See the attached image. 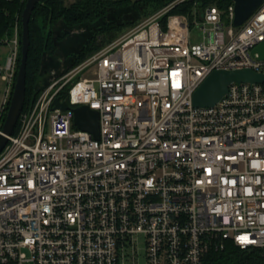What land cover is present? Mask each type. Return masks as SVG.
<instances>
[{
    "label": "built area",
    "instance_id": "obj_1",
    "mask_svg": "<svg viewBox=\"0 0 264 264\" xmlns=\"http://www.w3.org/2000/svg\"><path fill=\"white\" fill-rule=\"evenodd\" d=\"M51 79L0 150V264H203L227 241L264 264V80L230 82L212 106L192 94L214 69L264 73V0L238 26L234 4L169 13ZM200 23L203 40L191 42ZM0 131L17 71L10 37ZM67 88L69 107L52 108ZM99 114L94 138L72 107ZM246 238V239H244ZM143 254V259L140 258Z\"/></svg>",
    "mask_w": 264,
    "mask_h": 264
},
{
    "label": "trees",
    "instance_id": "obj_2",
    "mask_svg": "<svg viewBox=\"0 0 264 264\" xmlns=\"http://www.w3.org/2000/svg\"><path fill=\"white\" fill-rule=\"evenodd\" d=\"M173 0H40L30 14L28 21L29 45L25 66V99L22 111L29 108L38 91L48 82L41 85L42 67L44 60L53 54L67 30H71L82 24H92L104 19L110 7L131 6L138 11L144 8L158 10ZM194 2L200 6L216 4L219 8H225L231 0H183L172 6L161 17V24L165 27V19L169 13H188L192 18L191 10ZM25 0H0V39L10 37L14 27L17 26L19 36V48L21 43V12ZM133 22L117 23L104 21L101 26V34L88 39L71 61L70 68L88 57L91 53L101 48L99 38L104 35L102 44H107L115 36L116 31ZM60 26L64 35H54V28ZM20 52L18 51L17 65L19 64ZM41 85V86H40ZM61 97H67V88L59 91ZM18 121L13 130L16 132ZM262 255L258 249L240 250L227 241L221 250H210L203 264H262Z\"/></svg>",
    "mask_w": 264,
    "mask_h": 264
},
{
    "label": "water",
    "instance_id": "obj_3",
    "mask_svg": "<svg viewBox=\"0 0 264 264\" xmlns=\"http://www.w3.org/2000/svg\"><path fill=\"white\" fill-rule=\"evenodd\" d=\"M40 0H25L21 12V43L20 59L16 71L15 81L10 95V100L1 125L0 150L3 148L17 123L25 99V66L29 45L28 21L34 5ZM234 4L232 24L238 26L259 6L263 0H231ZM257 52L259 58H264V40L259 42L251 51ZM264 80V73L254 71L248 67L235 69H214L198 85L192 94L195 106L205 107L214 105L220 97L227 92L230 82H260ZM69 107L67 99L55 96L52 108L60 110ZM73 109V123L76 127L89 131L94 138L99 136V114L96 109L89 108L86 104H78Z\"/></svg>",
    "mask_w": 264,
    "mask_h": 264
},
{
    "label": "rangeland",
    "instance_id": "obj_4",
    "mask_svg": "<svg viewBox=\"0 0 264 264\" xmlns=\"http://www.w3.org/2000/svg\"><path fill=\"white\" fill-rule=\"evenodd\" d=\"M156 10L140 7L138 11L134 10L131 6L124 7H110L108 10L106 17L104 19L98 20L95 23L90 24H82L74 27L71 30H67L66 35H64L62 28L57 26L54 28V35H64V37L57 42V48L53 54L47 57L43 63L42 76L40 79L41 85L50 81L53 78L60 76L61 74L67 72L79 65L82 61L76 64L73 67H69L71 61L76 57L78 51L82 47V45L88 40L92 39L95 36L101 34V26L104 21H115L117 23H127L133 22V24L125 25L120 30L116 31V36L107 44L121 38L124 34L128 33L131 29L136 27L141 22L149 19ZM203 31L200 23H193L190 25V41L191 42H199L203 40ZM104 35L99 38L100 47H104L107 44H102ZM9 44L0 45V66L3 67L5 65V60L7 53L9 51ZM5 81L1 79L0 76V102L3 98V93L5 90ZM40 85V86H41ZM4 118V116H3ZM143 259V254L140 256Z\"/></svg>",
    "mask_w": 264,
    "mask_h": 264
},
{
    "label": "snow or ice",
    "instance_id": "obj_5",
    "mask_svg": "<svg viewBox=\"0 0 264 264\" xmlns=\"http://www.w3.org/2000/svg\"><path fill=\"white\" fill-rule=\"evenodd\" d=\"M244 239H246V238H244Z\"/></svg>",
    "mask_w": 264,
    "mask_h": 264
}]
</instances>
